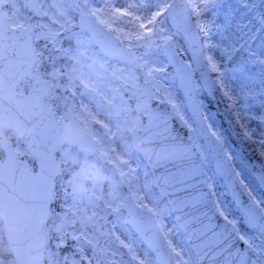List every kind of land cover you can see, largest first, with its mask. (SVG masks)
<instances>
[{"label": "rangeland", "instance_id": "obj_1", "mask_svg": "<svg viewBox=\"0 0 264 264\" xmlns=\"http://www.w3.org/2000/svg\"><path fill=\"white\" fill-rule=\"evenodd\" d=\"M44 1L46 2L43 3H47V0ZM54 1L56 6H62L66 12L69 10L75 13L78 11L76 2H81L64 0L65 2L60 1L62 4H59L58 0ZM169 1L93 0L94 3H89L88 9H94L98 15L103 16L107 20L106 25L114 28L115 33L131 46L133 58L122 53L110 62L101 55L90 37L74 29L73 25L64 24L58 31H53V27L46 22H35L38 25L36 39L41 43L40 52L49 53L53 48H58L62 38L57 35L67 32V35L71 36L73 46L70 44L63 47L62 52L72 60L65 68L58 70L51 62H48V67L40 65L30 80H26L25 86L27 89L32 86L44 87L48 101L55 103L63 111V118L74 111L83 116L99 140V149L108 160L107 163L99 164V159L95 156L70 148L62 151L61 162L68 165L64 176L69 179L66 188H61L59 196L61 198L65 192L67 194L64 203L59 199L57 215L49 230L54 231V238L63 246L70 244L71 250H74L85 264H100L102 251L111 253L112 256L117 255L123 261L122 264H129L128 256L138 257L147 264H158L154 255L141 241L137 237H131L123 210L125 194L133 196L143 207L153 208L157 212L162 229L174 248L179 263L194 264L191 253L179 236L165 198L154 189V179L148 163L138 152L136 143H124L122 133L118 135L117 132L116 127L119 126L121 118L117 117V114L120 111H124L128 120L133 121L130 128L136 130L140 125L131 101L133 96L123 88L124 83L138 84L140 79L148 81L153 90H162L164 99L171 101L194 128L196 141L206 156L210 185L221 211L234 222L245 240L256 248L260 247L258 235L243 225L239 212L228 199L227 192L204 148L200 129L180 95L176 74L163 55L164 42L173 36L172 28L167 25L165 18ZM187 1L193 8L201 32L207 65L216 71L213 80L219 96L231 99H228L230 101L224 110L228 116L234 118L236 131L222 138L241 180L264 209V195L258 184V174L264 173V165L257 162L264 154V0ZM27 2L28 0L23 5L27 6ZM35 2L38 6L33 10L35 16L41 11L49 12L41 6L39 0ZM24 10L25 7L19 12L15 9L16 14L11 13L13 22L21 23L23 14L30 17ZM35 16L32 15L33 18ZM52 16H56L55 11ZM175 38L179 52L190 61L183 40L179 36ZM245 39L249 43L247 48L251 54L250 62L246 68L231 71L227 67V59ZM44 60L47 61V58ZM197 84L204 115L212 130L218 133L224 124L216 115L225 117V122L228 117L217 103L213 105L209 102L198 77ZM233 106L238 118L232 110ZM218 110L220 112H217ZM95 119L101 120L108 127L107 132L113 136L112 140L107 139L105 131L99 132L93 124ZM239 122L241 124L237 125ZM240 129L244 130V133L236 135ZM0 133H3L1 128ZM17 149L20 154L26 155V151L19 145ZM70 165L76 166L73 172ZM97 174L102 176L100 180L96 178ZM97 197L102 201H97ZM100 215L107 216L113 222L117 243L112 244L99 234L96 220ZM111 215L113 217L110 218ZM3 248L0 240V264H5L10 259L6 248ZM48 255L49 264H56V259L59 260L58 264H67L65 260L68 251L60 255L50 249Z\"/></svg>", "mask_w": 264, "mask_h": 264}, {"label": "water", "instance_id": "obj_2", "mask_svg": "<svg viewBox=\"0 0 264 264\" xmlns=\"http://www.w3.org/2000/svg\"><path fill=\"white\" fill-rule=\"evenodd\" d=\"M168 17L174 34L182 35L200 74L205 90L214 97V86L205 63L198 29L188 6L173 0ZM80 25L89 28L101 48L110 55L120 50L130 52L118 38L83 18ZM101 28V30L97 28ZM35 25L15 28L8 22L0 3V125L12 127L36 160V170L17 156L10 139L1 137L5 159H0V215L16 264H45V247L49 241L46 224L60 165L57 151L69 143L96 151L86 129L69 116L61 122L56 111L46 105L42 90L29 94L17 92L22 79L36 65L39 57L33 41ZM232 57L229 64L237 68L246 63L244 52ZM164 54L173 65L188 107L201 128L207 150L215 168L250 229L261 235L263 250L244 241L234 225L222 216L211 193L194 130L177 113L168 100L154 97L147 82L133 88L141 127L137 130L138 148L150 163L155 181L168 197L177 224L196 264H264V214L247 194L237 178L223 142L208 128L201 111L195 74L176 49L173 39L164 45ZM147 111V112H146ZM264 189V176H260ZM132 226L152 249L161 264H178L153 212L143 209L132 198H125ZM99 221L102 234L113 237L109 224ZM135 264H142L134 259ZM70 264H83L74 254ZM105 264H118L107 262Z\"/></svg>", "mask_w": 264, "mask_h": 264}, {"label": "flooded vegetation", "instance_id": "obj_3", "mask_svg": "<svg viewBox=\"0 0 264 264\" xmlns=\"http://www.w3.org/2000/svg\"><path fill=\"white\" fill-rule=\"evenodd\" d=\"M255 2H258V0H255ZM64 14H66V15H69L67 12H65L64 11V9H63V7H61L60 9H59V11H58V13H56V15H58V16H62V15H64ZM70 16V18L74 21V19H75V12L74 11H71V14L69 15ZM43 17V15L41 14V13H39L38 14V18H42ZM57 19V22L59 23L58 24V26H60L61 24H63L64 22L60 19V18H56ZM67 24H68V26H72V23H71V21H67ZM246 43V45H245V48L246 49H248L247 48V46L249 45V43H248V40H244L243 42H241V44L242 43ZM235 50V49H234ZM102 246H104V244L102 245ZM132 257V256H131ZM115 257H110V259H114ZM120 263L122 262L123 263V261L120 259V258H116ZM127 259H128V263L129 264H134L133 262H132V258H128L127 257ZM101 264H104V261H103V258H101Z\"/></svg>", "mask_w": 264, "mask_h": 264}, {"label": "trees", "instance_id": "obj_4", "mask_svg": "<svg viewBox=\"0 0 264 264\" xmlns=\"http://www.w3.org/2000/svg\"><path fill=\"white\" fill-rule=\"evenodd\" d=\"M222 99H224V100H227L226 98H222ZM221 103H222V101H221ZM223 104V103H222ZM224 105V104H223ZM258 161H259V163H260V165H264V156H262V158H258ZM155 189V191L156 192H158V190L156 189V188H154Z\"/></svg>", "mask_w": 264, "mask_h": 264}]
</instances>
